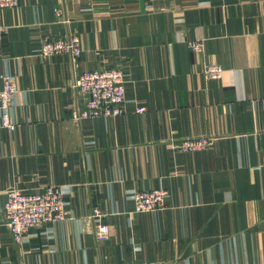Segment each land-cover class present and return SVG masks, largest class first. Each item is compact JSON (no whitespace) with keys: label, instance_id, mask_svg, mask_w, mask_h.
I'll list each match as a JSON object with an SVG mask.
<instances>
[{"label":"crops","instance_id":"obj_1","mask_svg":"<svg viewBox=\"0 0 264 264\" xmlns=\"http://www.w3.org/2000/svg\"><path fill=\"white\" fill-rule=\"evenodd\" d=\"M70 35L77 61L39 56ZM208 63L219 80L204 78ZM107 68L124 75V114L76 123L86 100L75 77ZM2 74L18 92L15 130L0 125V264H264V0H18L0 11ZM198 137L213 144L172 149ZM48 185L62 188L68 218L17 245L6 191ZM153 189L167 192L165 209L134 212L133 194Z\"/></svg>","mask_w":264,"mask_h":264},{"label":"built area","instance_id":"obj_2","mask_svg":"<svg viewBox=\"0 0 264 264\" xmlns=\"http://www.w3.org/2000/svg\"><path fill=\"white\" fill-rule=\"evenodd\" d=\"M18 0H0V11L14 8ZM150 5L146 4V8ZM56 14L59 11L56 9ZM187 46L194 54H202L204 45L202 41L191 40ZM41 57L65 55L71 61H77L82 54L80 39L76 35L63 38L46 40L39 47ZM203 76L213 81L222 76V68L216 63L203 65ZM3 87L0 90L1 127L13 131L15 126L8 117V107L12 97L17 92L15 82L7 76L2 77ZM125 79L119 69L107 68L93 71H85L75 77L73 88L77 93L85 97L84 107L73 115L76 123L90 119L116 118L124 114ZM144 108L137 110L142 113ZM213 144V139L206 137L185 138L172 145V149L178 153H195L208 149ZM167 192L164 189L148 191H136L132 196L133 211L136 213H148L160 211L166 207ZM3 213L11 239L19 245L22 238L34 229H40L43 224L60 222L68 218L69 213L62 188L48 185L40 192L26 193L23 190L11 186L6 191V200ZM103 212L94 207L90 218L94 223V236L98 242H105L110 235V228L102 221ZM132 264H163L159 262H135Z\"/></svg>","mask_w":264,"mask_h":264},{"label":"rangeland","instance_id":"obj_3","mask_svg":"<svg viewBox=\"0 0 264 264\" xmlns=\"http://www.w3.org/2000/svg\"><path fill=\"white\" fill-rule=\"evenodd\" d=\"M145 7H146V5H145ZM38 54H39V49H38ZM39 56H40V54H39ZM3 76L10 77V78L15 82V84H16V81H15L11 76H9V75H3V74H2V75H0V81H1V83H2V86H1L0 90H1L2 87H3V82H2V77H3ZM16 86H17V84H16ZM17 89H18V86H17ZM17 92H18V90H17ZM17 92H16V93H17ZM16 93H15V94H16ZM13 97H14V96H13ZM13 97H12V99H11L10 104L12 103ZM10 104H9V106H10ZM8 109H9V107H8ZM0 115H2L1 112H0ZM0 121H1V118H0ZM0 124H1V122H0ZM2 128H3V127H2ZM14 130H15V129H14ZM14 130H13V131H14ZM11 132H12V131H11Z\"/></svg>","mask_w":264,"mask_h":264}]
</instances>
